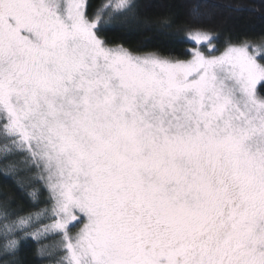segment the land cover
Here are the masks:
<instances>
[{
  "label": "snow or ice",
  "instance_id": "1",
  "mask_svg": "<svg viewBox=\"0 0 264 264\" xmlns=\"http://www.w3.org/2000/svg\"><path fill=\"white\" fill-rule=\"evenodd\" d=\"M138 7L0 0V174L50 201L0 211L3 264L49 237L56 264H264V38L221 48L197 6L198 47L137 54L107 33Z\"/></svg>",
  "mask_w": 264,
  "mask_h": 264
},
{
  "label": "trees",
  "instance_id": "2",
  "mask_svg": "<svg viewBox=\"0 0 264 264\" xmlns=\"http://www.w3.org/2000/svg\"><path fill=\"white\" fill-rule=\"evenodd\" d=\"M106 0H89L94 11ZM138 13L135 20L110 30L107 35L114 43L122 44L134 53L158 51L164 55L170 52L180 55L195 44L177 39L185 36L183 25L190 23L192 9L199 7L204 26L218 36V46L222 48L226 37L248 38L259 42L264 38V0H136ZM168 18L171 28L164 27L161 21ZM173 41H176L173 43ZM2 167V165H0ZM20 179L27 180L22 173ZM33 187L40 189L38 201L28 197ZM48 192L40 183L29 185L24 191L10 178L0 174V211L7 210L12 215L35 212L49 205ZM56 239L47 244L52 246ZM40 247L35 240L23 243L18 255L19 264H47L50 257L37 256ZM59 253L54 251L53 256ZM58 254V255H57ZM3 262V260L1 261Z\"/></svg>",
  "mask_w": 264,
  "mask_h": 264
},
{
  "label": "rangeland",
  "instance_id": "3",
  "mask_svg": "<svg viewBox=\"0 0 264 264\" xmlns=\"http://www.w3.org/2000/svg\"><path fill=\"white\" fill-rule=\"evenodd\" d=\"M198 46H199V45H195V47H198ZM205 50L207 51L208 49H205ZM148 53H149V52H148ZM137 54H144V53H137ZM46 191H47V190H46ZM48 196H49V193H48ZM48 207H50V203H49V205H48L46 208H48ZM43 209H45V208H42V209L37 210V211L32 212V213L40 212V211L43 210ZM26 215H28V214L16 215V216H26ZM16 216H11L10 219H15ZM49 222H50V221L47 220L46 218H42L40 221L34 223V225H33V229H32V230H35V228L40 227L41 224H46V223H49ZM74 231H75V230H74ZM50 239H53V237H49L48 239L42 240L41 243H42V244H47V241L50 240ZM55 243H56V241H55ZM55 243H54L52 246H50V243L47 244V245H49L50 250H52L53 253H54V251H55V249H54V245H55ZM58 253H59V252H58ZM57 255H58V254H57ZM59 255H60V253H59ZM59 255L56 256V254H55V256H53V255H52V256H49L50 258H49V261H48L47 264H56V260L59 258ZM47 258H48V257H47ZM1 261H2V259H0V264H3V262H1Z\"/></svg>",
  "mask_w": 264,
  "mask_h": 264
}]
</instances>
